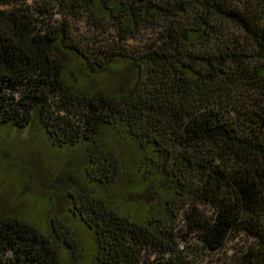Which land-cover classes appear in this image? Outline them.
Here are the masks:
<instances>
[{
    "label": "trees",
    "instance_id": "1",
    "mask_svg": "<svg viewBox=\"0 0 264 264\" xmlns=\"http://www.w3.org/2000/svg\"><path fill=\"white\" fill-rule=\"evenodd\" d=\"M28 1L0 0V126L35 116L54 147L86 144L85 177L104 187L118 167L102 139L119 135L141 156V186L167 191L145 223L78 195L93 264H191L178 218L211 252L244 235L238 264H264V0H36L48 21ZM74 67L83 77L70 80ZM0 264L59 261L32 224L0 217Z\"/></svg>",
    "mask_w": 264,
    "mask_h": 264
},
{
    "label": "rangeland",
    "instance_id": "2",
    "mask_svg": "<svg viewBox=\"0 0 264 264\" xmlns=\"http://www.w3.org/2000/svg\"><path fill=\"white\" fill-rule=\"evenodd\" d=\"M35 2H27L29 13L37 20L48 21L49 15L45 16V10L49 8L43 4L35 5ZM10 8L5 6L0 9ZM53 20L60 21V16L55 15ZM75 30L82 36L87 33L85 27L79 24H76ZM73 77H83L81 68H73L69 79ZM90 83L106 86L96 77ZM102 144L111 151L118 167L114 179L105 187L94 185L85 177L86 144L54 147L35 116L21 129L0 126V217L18 218L41 231L52 242L59 264L94 262L95 237L82 225L74 210V200L78 195H91L108 202L132 221L145 223L151 217L162 215L163 198L167 191L159 182L155 187L141 186L142 163L136 147L119 135L107 133ZM196 210L198 216L207 220L212 216L207 206L200 205ZM174 224L178 240H182L179 250L191 264H238L239 256L252 243L242 234L231 233L221 249L211 252L202 245L200 235L189 232L180 218ZM60 232H67L64 235L66 239L59 235ZM56 234L61 236L60 240ZM61 241L68 242L70 247ZM142 258L153 259L154 255L145 251Z\"/></svg>",
    "mask_w": 264,
    "mask_h": 264
}]
</instances>
